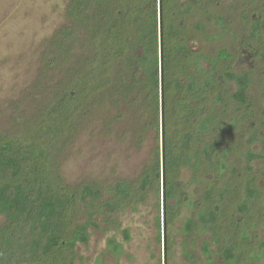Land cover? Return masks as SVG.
I'll return each instance as SVG.
<instances>
[{
  "label": "rangeland",
  "instance_id": "obj_1",
  "mask_svg": "<svg viewBox=\"0 0 264 264\" xmlns=\"http://www.w3.org/2000/svg\"><path fill=\"white\" fill-rule=\"evenodd\" d=\"M90 1L87 11L95 20L81 22L77 0H0V135L28 132L90 54L92 23L105 15L95 0ZM257 19L261 31L254 39L251 31ZM168 21L177 32L172 42L187 45L193 56H206L198 68L188 51H174V78L188 83L194 75L202 83L206 73H215L217 84L202 93L203 99L171 95L166 114L162 89L159 111L136 89L133 94L105 92L78 115L75 131L51 157L49 176L72 197L65 210L70 231L79 223H93L87 243H78L72 253L51 254V264H264V257L256 259L264 235V158L251 162L252 173L246 172L244 158L249 149L264 152V0H173ZM221 49L231 57L215 62ZM226 71L250 75L247 104L234 100L236 83L224 77ZM181 101L193 112L185 115ZM209 113L213 116L210 130L198 132V121ZM187 131L192 133L187 153L200 158L198 170L180 166L167 178L164 142L167 138L179 150ZM212 142L218 145L214 164L204 157ZM158 161L161 178L153 175L150 184L143 186ZM249 176L255 178L259 193L243 214L238 204ZM167 179L177 194L170 199L169 209ZM119 182L130 185L129 198L116 197L114 185ZM84 185L98 189L100 197L83 201ZM106 203L116 206L111 210ZM204 210L217 213L215 230L201 221ZM188 218L193 220L191 232L183 230ZM4 220L0 214V226ZM110 238L122 244L120 254L110 250ZM231 244L237 253L234 263L223 257Z\"/></svg>",
  "mask_w": 264,
  "mask_h": 264
},
{
  "label": "trees",
  "instance_id": "obj_2",
  "mask_svg": "<svg viewBox=\"0 0 264 264\" xmlns=\"http://www.w3.org/2000/svg\"><path fill=\"white\" fill-rule=\"evenodd\" d=\"M114 1V2H112ZM97 9L104 16L92 23V51L86 54L76 74L57 91L43 111L31 123L28 132L19 136L0 135V214L5 220L0 226V264H51L50 255L59 250L73 252L78 243H87L90 238L87 221L77 224L71 231L65 217L67 205L72 197L63 193L49 176L50 160L59 143L62 144L69 134L76 129L78 115L94 105L105 92L133 94L136 89L144 92L159 111V89H162L163 111L167 113L169 97L185 93L194 98L203 99V92L217 84L215 73H206L202 83L195 76L185 83L172 74L173 52H189L193 63L200 68V61L206 56L193 54L190 47L172 42L177 35L175 27L168 21L173 0H95ZM107 6V7H105ZM92 7L90 0H77V17L81 22H89L94 17L87 11ZM105 8V9H103ZM105 10V11H103ZM83 16V17H82ZM197 27L203 28L198 24ZM261 31V20L253 22L251 36L257 39ZM230 54L221 49L214 61L229 59ZM185 72L188 74L187 66ZM224 77L236 83L233 98L238 103H248V89L251 77L247 72L226 71ZM136 103V99L133 100ZM185 113L192 111L179 102ZM183 113V114H184ZM186 118V117H185ZM153 122V121H152ZM213 122L212 114L200 118L196 128L206 133ZM159 128V127H158ZM255 135L250 139L252 142ZM192 133L183 134L182 148L172 147L166 138L164 142L163 170L168 178L170 172L180 166H189L198 170L200 158L190 156ZM218 145L210 143L204 150V157L214 164L212 156ZM227 155V152H224ZM246 172L252 173L255 159H263L264 152L249 149L244 153ZM223 166V160H220ZM160 161L154 173L146 174L143 186L150 184L151 177L161 178ZM116 197L127 199L131 195L130 185L119 182L114 185ZM255 178L249 176L245 182L243 200L238 204V211L247 214L251 204L258 196ZM210 191L207 192V197ZM176 188L167 179L165 186V204L170 208V199L176 197ZM100 191L90 185L81 189V199H98ZM110 209L116 206L106 203ZM160 208V206H158ZM200 219L206 226L215 230L217 213L214 210L201 211ZM160 225V219H158ZM193 230V220L188 218L183 229ZM129 238L128 230L125 231ZM110 250L120 254L122 244L109 239ZM256 259L264 257V235L258 244ZM208 250V244L204 245ZM260 252V254H258ZM54 256V255H53ZM237 256L235 245L231 244L223 251L224 259L234 263ZM55 257V256H54ZM65 264V263H59Z\"/></svg>",
  "mask_w": 264,
  "mask_h": 264
}]
</instances>
